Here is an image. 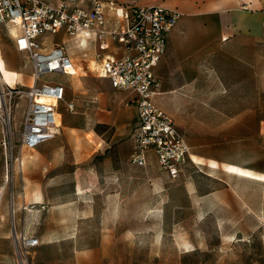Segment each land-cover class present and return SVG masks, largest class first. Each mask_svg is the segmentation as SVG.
<instances>
[{"label":"rangeland","instance_id":"1","mask_svg":"<svg viewBox=\"0 0 264 264\" xmlns=\"http://www.w3.org/2000/svg\"><path fill=\"white\" fill-rule=\"evenodd\" d=\"M113 1L182 12L154 101L191 155L175 178L152 151L133 163L132 135L113 142L96 121L106 100L133 93L87 68L81 52L75 74L43 76L66 89L60 132L23 147L33 68L0 23V264H264V0H225L227 22L203 12L211 0ZM29 235L39 245L25 247Z\"/></svg>","mask_w":264,"mask_h":264},{"label":"built area","instance_id":"2","mask_svg":"<svg viewBox=\"0 0 264 264\" xmlns=\"http://www.w3.org/2000/svg\"><path fill=\"white\" fill-rule=\"evenodd\" d=\"M110 14L116 23L110 24ZM181 15L179 9L160 4L117 6L113 0H0V23L19 24L21 31L15 36V45L28 55L33 68L34 82L22 90L28 100L22 146L35 148L60 132L59 104L65 100L66 89L61 82L43 76L75 71L64 42L51 47L44 43L47 36L63 30L71 38L92 39L97 57L102 58V75L113 87L134 94L129 100L138 113L132 132V162L146 164L148 152L152 151L170 177L179 176L191 155L190 147L172 115L154 101V95L161 86L155 66L166 51L168 33ZM114 44L123 52L103 56ZM73 107V102H67L68 109ZM39 243L36 236L23 238L25 247Z\"/></svg>","mask_w":264,"mask_h":264},{"label":"crops","instance_id":"3","mask_svg":"<svg viewBox=\"0 0 264 264\" xmlns=\"http://www.w3.org/2000/svg\"><path fill=\"white\" fill-rule=\"evenodd\" d=\"M51 1L57 3L60 0H51ZM224 1L225 0H211L209 2V5H210L209 8H206L203 12L204 13H216V15H218V18L221 22H224V21L227 22V15L224 14L225 13ZM249 1H252V0H249ZM243 2L246 3L248 2V0H243ZM109 17H110V24L116 23L115 18L111 14L109 15ZM8 23L10 24L8 25L9 26L8 29L12 33L13 43L15 45V36H17L21 30L17 22H8ZM13 26L15 27L14 30L12 29ZM60 31H63V30H60ZM171 31L168 33V37ZM63 33L65 35V38H63L62 41L63 42L68 41L67 44L65 43L68 52L71 55L75 54L76 52H81V54L84 56L83 61H85L87 68H89L91 71L92 70L95 71L98 76L107 78L101 73L102 58H99L96 55V52H97L96 43L92 39L71 38L64 31ZM47 37L45 38V42H44L46 47H51L55 43H59V42L52 41V40L50 42H47ZM80 40L82 41L81 43L79 42ZM70 41L74 42V47L70 45ZM167 44H168V40H167ZM122 52H123V48L114 44L111 49L103 52V56H106L107 54H113V53L120 54ZM72 58L74 61L73 55H72ZM74 64H75V71L69 74H75L78 71V68L81 67V66H78L75 61H74ZM158 64L155 66V73H156V68L158 67ZM63 74H68V73H62L60 75H63ZM132 98H133V94L126 93V92H120L115 98L106 100L104 106L101 108L102 112L98 113V116L96 118L97 123H102L104 125H108L113 128V131L111 134V139L113 140V142H118L126 138L127 136L132 135L134 127L138 122V113H137L136 105L133 102L129 101ZM97 100L99 102H102V98H98ZM61 122H62V116H61ZM41 199L42 200L44 199L43 194L41 192L40 193L37 192L34 202H40ZM15 209L13 205L12 212H14ZM4 237H5L4 239H9L8 238L9 235H5Z\"/></svg>","mask_w":264,"mask_h":264},{"label":"trees","instance_id":"4","mask_svg":"<svg viewBox=\"0 0 264 264\" xmlns=\"http://www.w3.org/2000/svg\"><path fill=\"white\" fill-rule=\"evenodd\" d=\"M99 125H104V124H102V123H98Z\"/></svg>","mask_w":264,"mask_h":264},{"label":"bare ground","instance_id":"5","mask_svg":"<svg viewBox=\"0 0 264 264\" xmlns=\"http://www.w3.org/2000/svg\"><path fill=\"white\" fill-rule=\"evenodd\" d=\"M12 29L14 30V28L12 27Z\"/></svg>","mask_w":264,"mask_h":264}]
</instances>
